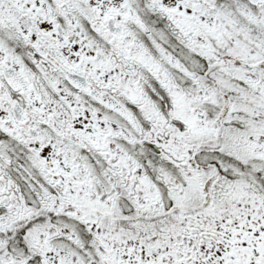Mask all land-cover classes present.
I'll list each match as a JSON object with an SVG mask.
<instances>
[{"label":"snow or ice","instance_id":"1","mask_svg":"<svg viewBox=\"0 0 264 264\" xmlns=\"http://www.w3.org/2000/svg\"><path fill=\"white\" fill-rule=\"evenodd\" d=\"M0 264H264V0H0Z\"/></svg>","mask_w":264,"mask_h":264}]
</instances>
